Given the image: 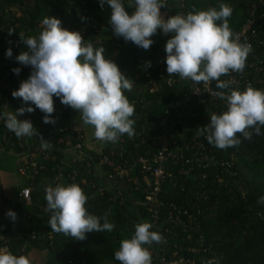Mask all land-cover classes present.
<instances>
[{
  "label": "trees",
  "instance_id": "trees-1",
  "mask_svg": "<svg viewBox=\"0 0 264 264\" xmlns=\"http://www.w3.org/2000/svg\"><path fill=\"white\" fill-rule=\"evenodd\" d=\"M258 1L166 0L161 13L167 18L193 9H219L223 3L232 8L228 23L231 30L238 33L252 4ZM125 7L132 11L126 0ZM110 12L107 5L101 8L97 0H0V113L28 106L21 98L12 96L31 72L29 66L18 63L15 57L27 50L23 39L39 35L41 21L48 15L58 18L63 28L79 31L87 43L104 47L105 56L134 82L132 90L123 94L134 105L131 118L135 121V134L132 137L123 134L115 143H95L94 127L84 125L78 111L61 104L56 97H53L54 112L51 114L54 124L43 123L44 113L39 109L17 117L31 121L35 128L32 136L17 138L0 120V150L3 154L16 155L21 162V154L26 155L28 161L36 163L37 169L34 175L28 171L27 177L23 176L26 180L13 185L11 190L0 187V194L8 205L22 188H31L30 205L19 202L11 207L16 213L15 221L9 217L0 219V248L14 255L27 256L37 250L45 253L43 264H120L114 259L120 241L132 236L135 224L145 221L152 224L147 209L137 204L145 199L151 180L149 175L141 173L137 160L147 150L154 151L157 143L154 137L159 132L151 131L149 125L158 124L165 115L167 104L182 98L188 82L179 80L166 87L159 77L168 75L164 63L166 53L160 52V48L165 47L170 34L165 35L158 29L150 37L153 43L147 50L132 42L124 47L123 38L114 36L108 24ZM261 31L264 34V28ZM263 34L258 37L262 35L263 42L257 44L255 39L251 40L252 51L245 61L251 67L244 68L252 87L260 90H264ZM117 45L122 46L117 48ZM9 48L11 57L5 55ZM161 57V66L157 67ZM146 62H150L149 67L145 66ZM14 68H20V72L14 74ZM151 82H155L159 90L149 93ZM75 113L77 120L73 117ZM186 119L194 122L196 128L209 123V116L204 112ZM142 129V136H136ZM236 135L240 144L223 150L204 140L217 161L231 164L229 172L234 175L228 176L225 172L220 178L223 170L218 165L213 168L197 167L191 164L193 162L188 165L189 154H183L182 160H168L166 170L169 177L162 183L159 195L162 221L171 203L180 207L197 206L204 214L198 217V231L188 234L175 229L171 234H163L166 243L158 245L157 251L166 252L167 259L184 257L195 262L198 256H209L218 264H264V204L257 202L264 195V126H261V134H253L250 140L244 139L240 133ZM41 138L50 141L51 147L42 150ZM103 157H107L112 167H125L127 175H119L107 165L99 166ZM109 175L112 178H108ZM72 183L86 195L84 206L89 213L98 217L108 213L109 222L115 225L111 232L86 233L83 240L52 232L48 225L51 212L46 210L44 189L49 185ZM202 249H206V253H202ZM152 264L158 263L152 260Z\"/></svg>",
  "mask_w": 264,
  "mask_h": 264
},
{
  "label": "clouds",
  "instance_id": "clouds-1",
  "mask_svg": "<svg viewBox=\"0 0 264 264\" xmlns=\"http://www.w3.org/2000/svg\"><path fill=\"white\" fill-rule=\"evenodd\" d=\"M97 2L101 8L107 5L111 9L108 24L113 35L125 42L130 41L147 50L153 43L150 37L158 29L165 35L170 34L164 49L168 75L188 78L197 84L216 82V89L221 91L214 95L226 102V110L211 112L209 123L196 128L197 135H203L210 145L223 150L240 144L237 133L248 140L253 134H261L264 90L249 84L241 92L230 88L232 81L220 79L230 72H243L246 57L252 51L251 45L240 42L239 35L229 26L228 18L233 11L230 6L222 3L219 9H193L165 18L161 13L165 8L164 0H126L131 12L126 9L125 0ZM41 24L39 35L23 39L27 50L15 57L18 63L29 66L31 72L12 96L21 98L28 106L0 113L5 128L17 138L32 136L35 128L31 121L17 117L35 109L44 113L43 123L54 124L51 114L54 112L53 97H56L61 104L77 110L84 125L94 127L93 135L97 140L115 143L123 134L132 137L135 134V121L131 118L134 105L123 92L131 91L134 82L105 56L104 47L87 43L79 31L63 28L58 18L49 15ZM5 55L11 57L12 50L7 49ZM145 66L149 67L150 62ZM12 71L18 74L20 68ZM40 141L42 150L51 147L50 141L43 138ZM44 191L46 210L51 212L48 225L52 232L83 240L86 233L114 229L107 212L98 217L86 210L87 197L77 184L49 185ZM257 202L264 204V195ZM6 216L13 221L16 219L13 210H8ZM134 228L130 238L120 241L114 259L120 264H152L151 252L146 246L163 243L164 238L159 232L150 230L153 228L150 222L137 223ZM0 264H30V259L0 248ZM207 264H218V261L209 260Z\"/></svg>",
  "mask_w": 264,
  "mask_h": 264
},
{
  "label": "built area",
  "instance_id": "built-area-1",
  "mask_svg": "<svg viewBox=\"0 0 264 264\" xmlns=\"http://www.w3.org/2000/svg\"><path fill=\"white\" fill-rule=\"evenodd\" d=\"M166 2V0H164ZM183 7V5H181ZM248 17L239 30L238 34L240 37V42H247L252 45L251 40L255 39V43H261L262 35L261 31L264 28V0H259L257 3H253L251 9L248 12ZM259 32V33H258ZM264 36V34H263ZM258 38V39H257ZM129 42L123 40V46L126 47ZM122 45H117L120 48ZM165 47L160 48V52H163ZM159 52V54H161ZM162 63V57L158 58L157 67H160ZM246 70L251 67L250 64H245ZM247 73L243 72H230L226 76L220 77L221 80L232 81L230 88L238 89L243 92L247 85L251 82L246 77ZM163 79V84L166 87H171L175 82L179 80H185L188 82V89L183 92L182 98L172 101L166 106L165 115L162 120L156 125H149L151 131L159 132L154 140L157 141L154 151L147 150L144 156H140L137 160L141 167V173L147 174L151 177L149 182V188L147 189V194L143 201L137 202L139 206L147 209V216L152 221V230L159 232L163 238V243H153L149 247L151 252V258L158 264H207L209 260H215L213 257L209 256H198L197 261H191L184 257L170 258L167 259L165 256L166 252H158V245H163L166 243L165 236L163 234H171L173 230H181L182 233L191 234V232L198 231L200 229V224L198 223V217L204 212L195 206H176L171 203L169 206V211L165 215V220L161 219V207L159 201V195L161 193V185L169 173L166 170L167 162L170 158H175V160H182L183 154H189L190 160L187 159L186 163L188 165H196L202 168H213L218 165L223 171L221 177L225 175V172L230 174L229 169L231 164L225 161H217L212 155L210 146L204 143L205 137L203 135H197L196 124L192 121H187L188 118H194L199 112L207 113L211 112L220 113L226 110V102L219 99L214 95L216 91H221L216 89L215 81H212L209 85H204L203 82L197 84L188 78L181 79L179 76L174 77L173 75L162 74L159 76ZM158 85L155 82H151L148 88V92H156ZM228 91V90H223ZM148 129V128H147ZM143 129L136 133V136L141 137L143 134ZM178 138H182L178 140ZM102 142L100 140H95V143ZM105 142V141H103ZM79 148V145H77ZM21 154L20 157H22ZM26 156V155H25ZM27 157V156H26ZM215 159V160H214ZM100 165H107L111 167L114 172L119 175H127V169L118 167H112V163L108 161L107 157H103L99 161ZM192 167V166H190ZM99 168V167H98ZM28 171L32 174L37 173L36 163L30 162L27 159L21 162L17 167V173L20 176H26ZM219 177V175H217ZM108 178H112L109 175ZM31 188H22L17 196V200L13 199L11 205L6 204L3 196L0 194V219L2 217H7L6 212L11 210L12 205L22 202L25 205L31 204ZM196 208V209H195ZM202 239V237H201ZM174 247L175 243H174ZM193 252L199 254L198 251L192 249ZM210 250L208 249V252ZM202 253H206V249L201 250ZM207 252V253H208Z\"/></svg>",
  "mask_w": 264,
  "mask_h": 264
},
{
  "label": "crops",
  "instance_id": "crops-1",
  "mask_svg": "<svg viewBox=\"0 0 264 264\" xmlns=\"http://www.w3.org/2000/svg\"><path fill=\"white\" fill-rule=\"evenodd\" d=\"M1 154H3L2 149L0 150V156H1ZM0 174H1V172H0ZM16 174H17V176H14V177H10L7 174H5V175L1 174L0 175V187H4L6 189L11 190V187L13 185L19 184V183L26 180L23 176H20L17 173V171H16ZM19 179H21V180H19ZM27 257L30 259V264H43V261L45 259V253L44 252H38L37 250H32L31 252H29Z\"/></svg>",
  "mask_w": 264,
  "mask_h": 264
},
{
  "label": "rangeland",
  "instance_id": "rangeland-1",
  "mask_svg": "<svg viewBox=\"0 0 264 264\" xmlns=\"http://www.w3.org/2000/svg\"><path fill=\"white\" fill-rule=\"evenodd\" d=\"M74 119L77 120V114H74ZM4 156V157H3ZM3 160L0 161V172L1 174H7L10 177L17 176L16 174V167L21 163V160L16 155H12L9 153L3 154ZM26 160L27 157L25 155L22 156V160ZM0 174V175H1ZM98 176L101 177L100 173H98ZM22 179V178H21ZM19 179V180H21ZM44 259V258H43Z\"/></svg>",
  "mask_w": 264,
  "mask_h": 264
}]
</instances>
